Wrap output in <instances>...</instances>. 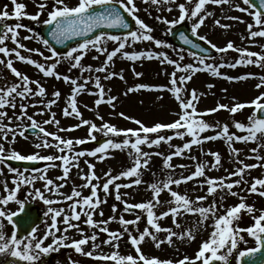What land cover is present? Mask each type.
<instances>
[{
	"label": "snow or ice",
	"instance_id": "snow-or-ice-1",
	"mask_svg": "<svg viewBox=\"0 0 264 264\" xmlns=\"http://www.w3.org/2000/svg\"><path fill=\"white\" fill-rule=\"evenodd\" d=\"M13 5L12 13H9L7 6L5 10L0 12V54L3 57L8 58L6 61V68L10 70L11 74L16 78V82L5 84L0 87V165H5L8 161H45L49 162L43 169L36 168L35 174L26 175L24 171H20L15 167H9L8 172L13 173L12 184L15 185L14 189H9L7 182L4 183V190L8 195L0 197V205H8L10 202L15 201L20 204L21 212L25 211V204L27 201H21L17 198V191L21 185H33L37 180L44 181L43 189L34 188L32 192L27 193L29 197L39 198L43 201L44 205H47V209L44 212V216L50 215L51 224L43 233L42 237H37L36 227H31L30 231L26 235L18 237V233L14 230L10 237L5 235L4 224L0 222V255H10L20 262H26V264H36L40 260L42 254H48L52 251L58 250L60 246L71 247L76 253L90 257L96 260L104 261L106 264H196L197 261H201L202 264H213L215 261L222 262V264H228V257L226 255L218 254L220 250L225 249L227 246V252L231 254L233 250L237 249L238 243L244 240V237L240 235L246 232L249 237L255 239L256 247L248 248L244 251H240L237 256V264H240V260L243 257H253L256 253L264 249V211H261L260 215L253 217L254 223L246 228L239 227L235 222L238 221L241 216L242 210H246L247 213H253L255 209L252 206H248L241 202L236 206L227 207L223 214H220V209L224 207V200L226 195L237 196V192L233 191V188L240 185H248V181L244 179L246 170L255 169L257 167L264 166L262 164H248L244 160L239 159V150L232 147L233 142H255L257 148L251 149V153L255 154L254 158L257 161H264V156L259 154L260 149H264V92L254 97L250 101L240 102L235 97L232 98V105L229 106L223 103H217L215 107L209 108L203 112L198 111L197 103L200 99V95L197 90L193 88L189 93L186 85L193 79V76L199 72H208L214 77H222L228 81H242L250 78H258L259 83L255 85L257 89L264 88V75L256 77L253 73H246L237 76L227 75L222 73L221 69L229 67L232 69L238 66L253 65L264 69V45H260L262 52L257 53L250 51L247 48H237L233 41L229 40L225 46L220 47L206 35H200L199 29L205 24L206 18L213 15L212 12L207 11L206 5L223 6L228 5L230 9L246 13L251 17V22L244 21L242 17L237 16H225V19L235 20L240 23H246L247 25V37L242 39H248L253 43H257L256 38H264V0H259V10H253L254 0H241V2H235V0H186V3H178L179 17L178 19L169 20L167 17L157 15L155 19L166 26L168 31H171L174 26L181 24L185 21H191L190 32L191 36L197 37L200 41L207 42L210 47L217 53H227L229 50L239 53V58H236L233 63L225 62L224 57H221L219 63L206 62L207 57L197 56L195 52L188 53L195 63H182L185 60L183 51L177 52L178 58L170 57L164 51H129L128 49L133 47L136 43L141 41H147L154 43L157 49L172 47L166 44L164 40L155 38L152 33L154 29L150 27L143 19L138 16L140 9L137 7L135 0H76L75 4H71L68 0H51V3L40 2L38 3V11L35 14L28 15V18L32 21L40 22L41 15L46 12L47 19L43 20L44 25L51 26V30L48 35L57 43L63 44L66 40H71L75 37L83 38L75 46L70 47L66 52L60 54L56 49L52 47L48 39L43 37H36L51 53L49 56H45L44 52L36 48H28L25 44L20 42L19 29L22 27L32 35L25 36L23 39L31 40L35 33L31 27L22 25L21 23L10 24L8 21L15 19L21 20L23 16L27 15L24 12L26 5L18 2V0H11ZM145 4L157 6V11L161 10L162 5L176 4L177 0H144ZM169 12L173 9L168 8ZM127 17V18H126ZM130 21L134 22L135 30L130 28ZM214 23L221 29H228L231 26L224 24L220 19H215ZM108 30H127L123 34H112ZM92 34V35H90ZM11 40L14 47H7L6 41ZM180 39L185 45H191L193 48L199 49L200 44L194 43L183 32L180 33ZM112 42L115 47L109 50L108 43ZM21 50L29 53H38L40 57H43L44 62H40L31 56H25ZM92 50L97 53L93 56V59H99L101 55L106 58L103 60L99 67L93 68L92 65H85L82 63L85 56ZM120 54L123 58L129 61H138L141 59H156L161 65H171L174 70L170 74V87L165 85L153 86L146 83H137L134 87H129L124 93L127 96L129 93L145 90H167L169 91L179 105V113L176 115L178 118L173 122H155L151 126H146L141 120L133 117L126 116L123 112L119 113L124 119L131 120L134 124L138 125V128L121 129L104 121V118L97 111L96 116L102 121L98 126L96 123L89 119H85L82 116L78 108V96L81 93L88 92L89 95L96 96L94 104L97 108L101 104L107 103L115 108L114 101L117 100L116 96L107 95L105 87L102 83L101 75H90L91 73H102L103 80H111L113 77L119 76L121 80L124 76L116 71H110L114 57ZM14 55L15 59L34 66L39 73H42L44 78L55 77L57 80H63L64 83L70 86V94L65 101V107L62 109V115L64 117H74L79 122L70 127L61 128L60 120L57 119V113L52 111V106L57 104V101L61 97V92L55 90L51 93L53 99H49L46 103L44 97L48 95L46 88L43 86L39 79L30 78L27 74L22 73L16 67H14L13 59L10 58ZM255 58V59H253ZM62 61H67L70 67L68 73L78 70L80 77L73 78L69 74H61L57 71L58 65ZM0 64H5L4 59H0ZM135 76L140 77L143 75L141 72H137L133 67L132 69ZM88 73L89 75H85ZM82 80V82H80ZM92 81L93 87L96 91H90L87 88L88 83ZM35 85V88L32 87ZM214 85L209 84L208 87L212 88ZM110 92V89L108 90ZM226 91V90H225ZM107 96V98H106ZM29 97H39L38 103L43 104L44 107L40 110L38 115H45V110L49 114V118L43 120V125L55 124L57 126V132H49L45 127L41 126V123L34 119V115H29L27 109L29 104L19 103L17 104V98H21L23 101ZM35 107L36 105H32ZM11 107L14 110L13 117H9L6 108ZM19 108V112L15 110ZM87 107V105H85ZM252 107L254 110L248 117V123L234 121L233 126L235 129L242 133L237 135L230 132L229 124L225 123L221 125L219 122L211 124L206 122L202 118L205 115L218 112L221 109L228 110L231 114H236L240 110ZM259 114V115H258ZM29 121L30 123L25 126L23 121ZM4 120H8V123H3ZM14 121H20L15 127H12ZM82 126H88V139L95 140L94 133L100 132L104 137H107L104 142L90 151H76L75 145L85 144V139H71L63 138L59 135V132H70L78 129ZM29 129L33 133L39 135L43 134V138L40 143H36L34 147L36 149H50L54 148L57 154L42 155L40 152L31 154H22L17 150L14 145L17 141V136L25 140L29 139ZM216 130L214 135L201 136L208 130ZM163 130H174V136L184 140L185 136L191 137L190 140L183 143L182 146H175V150L171 154H163L161 152L144 151L142 146L147 145L149 148L153 146H159L162 143H168L169 147H172L171 141L173 135L161 134ZM151 134H155V138ZM124 138L117 142L113 137ZM10 137V139H9ZM51 137L53 142H50L47 138ZM217 139H224L228 144L231 154L234 158V163L237 165L235 170L228 171V177H239V179L233 182L226 183L225 177L212 178L206 175L205 169L208 167L204 162H198L195 165V170L191 171L189 175L181 174L179 179H174L171 172L168 173L167 178L163 181H156L148 184V188L152 193L150 199L144 202L129 203L123 199L120 189L132 188L134 185L138 186L143 181L140 178L142 169H146L149 165L150 159L153 155L163 156L164 169H173L175 167L187 168V165L174 166L171 161L174 156H182L186 151H190L193 145H202L205 141H215ZM11 145V147H6ZM128 150V156L131 159V165L124 167L118 174L113 175L112 170L103 174L104 180L101 185V177L95 172V165L88 160L84 163L87 166V173L81 175L80 179L85 181L81 185H74L70 195L64 194L61 189L65 187V183L70 179V172L73 167L79 169V161L84 157H94L100 161H103L109 150ZM99 154V155H98ZM205 155H211L214 158V162L211 163L213 169L221 166V156L216 151L205 153ZM253 158L252 156L248 157ZM190 159L196 160L197 157L191 156ZM55 161H61V164H56ZM61 168L62 175L57 176L55 180L49 178L47 175L49 168ZM3 168H0V175H3ZM196 177H202L203 181L200 187L203 188L207 185L208 195L217 193V190L221 192L219 200L213 199L212 203L208 206H204L202 202L207 200V196H197L195 200L191 199L187 193L181 194L177 190H173L172 185L179 186L182 183L193 181ZM132 179L129 183H120L122 179ZM55 181H64V183H56ZM95 181V183H93ZM110 186L115 189V199L123 203V212H135L139 210L134 219H125L124 215L119 217L112 215L107 220H94L95 210L101 203L106 200H101L98 196V189L102 187L105 197L111 195ZM90 188V194L83 195L82 189ZM264 178H253L250 187H246V190L252 194H258L260 197H264ZM80 189V190H78ZM225 189L227 192L225 193ZM167 190L170 195V199L167 201L160 200V194ZM45 192L50 196L62 197V199H53L45 196ZM95 198V199H94ZM71 201L68 207L71 209V214H66L63 207H57L64 202ZM167 205V210L162 211L157 215L156 209L159 206L164 208ZM79 207L80 211H77ZM112 212H117V205L112 206ZM142 213H146V226L140 231L137 228L138 235H134L129 226H138L142 219ZM63 214V234L57 235L61 232V229L57 227V218ZM185 214L197 215L198 219L195 225L187 230L176 232L171 227H162L158 222L159 220L171 216L172 223L177 229H180L182 225L178 222V217ZM85 216L84 223L92 229H98L101 233H106L107 237L100 243H97L98 233L93 231L92 235H86L84 230L80 228L79 224H73L71 221H80L81 216ZM103 216V212H100ZM6 217L9 223L14 224H29L31 223V217L25 213L20 215L17 212L8 213L4 208H0V218ZM15 218V219H14ZM211 218L213 221L211 227L212 231L210 237L204 240L198 251L195 253V257L191 258L187 255L177 260L161 259L155 256H148L142 251V243L146 239L150 238L155 244L156 248H160L163 244L167 243L169 246L174 245V238L180 241H191L195 239L194 233L201 227H207L205 224ZM118 219L122 230L113 231L110 230L107 225ZM70 229H76L81 238L71 239L67 233ZM165 233L163 239L158 234ZM127 234L128 241L131 246L134 247L136 255H121L118 251L120 239ZM51 238V243L45 245V241ZM71 239V243L66 242ZM91 241L90 251H85V245H88ZM102 244H107L110 247L116 249L110 253H104L101 249ZM230 245V246H229ZM100 250V251H97ZM210 253V255H206Z\"/></svg>",
	"mask_w": 264,
	"mask_h": 264
},
{
	"label": "rangeland",
	"instance_id": "rangeland-1",
	"mask_svg": "<svg viewBox=\"0 0 264 264\" xmlns=\"http://www.w3.org/2000/svg\"><path fill=\"white\" fill-rule=\"evenodd\" d=\"M20 3H24L26 5V8L24 9V12L27 14L22 17L21 20L17 21L15 19H12L8 21L10 24L15 23H21L22 25L31 27L33 30H35V27H40L43 25L42 21L47 19L46 12L44 15H41L40 22L32 21L28 18V15L35 14L38 11V3L40 2H47L51 3V0H18ZM69 3L75 4L76 0H68ZM235 2H241V0H235ZM135 3L137 7L140 9L138 16L145 21L150 27L154 29L152 35L157 38L164 40L166 44H170L168 40V26L159 23L155 17L157 15H162L164 17H167V19H178L179 17V9H178V3H186V0H177L176 4H169V5H162L161 10L157 11V6L145 4L144 0H135ZM5 6H7V10L9 13H12L13 11V5L11 0H0V12H3L5 10ZM172 8L173 10L169 12L167 9ZM207 11H210L213 13L212 16L207 17L205 24L199 29L200 35H206L209 40H211L212 43L217 44L220 47H223L226 45V43L231 40L234 42L235 46L237 48H247L250 51H254L257 53L262 52V49L260 45H264V38H256L257 43H253L252 41L248 39H242L243 37H247V25L246 23H240L235 20H229L225 19V16H237L242 17L244 21L251 22V17L247 15L246 13H241L239 11H235L229 8L228 5L223 6H216V5H206ZM215 19H220L222 23L228 24L231 27L228 29H221L217 27L214 23ZM0 23H3V21H0ZM181 24H186L190 27L191 21H185ZM180 25V24H179ZM177 26V25H176ZM135 30V28H134ZM32 35V33H29L25 30L24 27L19 29V39L20 42L25 44L28 48H36L40 49L44 52L45 56L51 55L50 52H48L47 48L37 40L36 37H38L36 34L33 36V39L31 40H25L23 39L25 36ZM7 47L10 49L14 47L13 43L9 39L6 41ZM172 46V45H171ZM107 47L109 50H112L115 45L112 42H109ZM129 51H146V50H154V51H164L166 52L170 57L172 58H178L177 52L179 50L175 47H169V48H160L157 49L152 42L147 41H141L136 43L133 47L128 49ZM22 54L25 56H31L34 59H37L40 62L43 61V57H40L38 53H29L27 51L21 50ZM184 53V52H183ZM97 53L95 50H92L88 53L87 56H85L84 60L82 61L83 64L92 65L93 68L99 67L103 60L106 58L105 56L101 55L99 59H93V56H96ZM185 60L182 63H195L193 60V57L190 55L184 53ZM224 57L225 62L227 63H233L236 58H239V53L236 51L229 50L227 53H215V55L207 59L206 62L208 63H219L221 60V57ZM13 59L14 67H16L19 71L22 73L27 74L30 78L33 79H39L43 86L46 88V91L48 95H46L43 99L46 103L49 99H53L54 97L51 96V93L55 90H59L61 92V97L57 101V104L52 106V111L57 113V119L60 120V127L66 128L70 127L72 125L77 124L79 121L74 120L71 121L67 117H64L62 115V109L65 107V101L67 96L70 94V86L63 82V80H57L55 77L50 78H44L42 73H39L38 70L32 66L28 65L27 63L20 62L15 59L14 55L10 57ZM0 59L5 60V64H0V87L5 86V84L16 82V78L11 74L10 70L6 68V61L8 58L3 57V54H0ZM255 59V58H253ZM70 65L67 61H62L60 65H58L57 71L61 74H69L72 75L73 78L80 77V72L78 70H73L72 73H68V68ZM133 67L136 69L137 72L143 73L142 76L137 77L134 75L132 69ZM110 71H116L117 73H121L124 76V79L121 80L119 76L113 77L111 80H103L102 73H91L90 75H101L102 83L105 87L107 95L116 96L117 100L114 101L115 108L107 103L101 104L99 108H97L94 104L96 96L89 95V93L86 91L84 93H81L78 96V108L80 112L82 113L83 118L89 119L96 123L98 126L102 123L100 119L97 118L96 113L97 111L100 113V115L103 116L104 121L110 122L111 124L117 126L121 129H127V128H138V125L134 124L131 120L124 119L122 116L119 115V113L123 112L126 116L133 117L135 119L141 120L146 126H151L155 122H173L178 118L176 115L179 113V105L178 102L175 100L173 95L167 91V90H145L141 89L139 91L129 93L127 96L124 95V93L127 91L129 87H134L137 83H146L153 86H160L165 85L170 87V74L174 70L173 66L171 65H161L160 62L156 59L148 60V59H141L138 61H129L126 58H123L120 54L117 55V57H114L112 62V67L109 69ZM222 73H225L227 75L231 76H237L242 75L246 73H253L256 77L264 75V69L253 65H247V66H238L235 69L225 67L221 69ZM85 75H89L88 73H85ZM82 82V80L80 81ZM258 78H250L247 80L242 81H228L222 77H214L208 72H199L196 73L193 76V79L189 81L186 85L187 89L189 90V93L193 88L197 90V93L200 95V99L197 103V109L198 111H205L209 108L215 107L217 103H223L227 104L229 106L232 105L233 101L232 98L235 97L236 100L240 102H246L250 101L254 97L260 95L261 92H264V88L257 89L255 85L259 83ZM214 85L212 88H209L208 85ZM33 88H35V85H32ZM87 88L90 91H96L93 87V82L90 81L87 85ZM110 89V92L108 91ZM226 90V91H225ZM107 98V96H106ZM40 100L39 97H29L21 101V98H17V104L23 102L29 104V107L27 109V112L29 115H34V119H36L38 122L41 123V126L45 127L47 131L51 132H57V126L55 124L50 125H43V120L49 118V114L47 113V110H45V115H38L36 113H39L40 110L44 107L43 104L38 103ZM32 105H36L33 107ZM87 105V107H85ZM8 113L9 117H13L14 110L11 107H8L5 109ZM252 107H246L236 114H231L226 109H221L218 112L211 113L208 115H205L203 117H198L204 119L206 122L211 124H216V122H219L221 125L227 123L230 127V132L236 133L237 135L246 134L242 133L239 130L235 129L233 126L234 121H240L244 122L245 124L248 123V117L253 112ZM16 113L19 112V108L15 110ZM3 123H8V120H4ZM17 123H20V121H14L11 125L12 127H15ZM24 125L27 126L30 122L26 120L23 121ZM82 128L86 129L84 133L79 134L77 138H74L72 136L75 133L74 131L70 132H59L58 134L61 135L63 138H71V139H85L88 141H93L88 139V126H82ZM54 130V131H53ZM216 130H208L205 133H202L201 136L206 135H214ZM161 134L164 135H173L174 136V130H163ZM96 136V139L105 138L102 133L96 132L94 133ZM153 138H155V134H151ZM124 137H113L117 142L121 141ZM10 139V137H9ZM191 137L185 136L184 140H181L174 136L173 140L171 141L172 147H169L168 143H162L159 146H153L152 148H149L147 145L142 146L144 151H150V152H161L165 155L171 154L175 150V146H182L184 142L190 140ZM42 138L40 137H29L28 140H25L23 138H20L17 136V141L14 147L23 152H40L42 155H49V154H59L56 152L54 148L50 149H36L34 145L36 143H40ZM49 141L55 143L52 141V138L49 137ZM86 142V143H87ZM75 145V150L77 151H90L94 150L95 146L87 145ZM6 147H11V145H7ZM232 147L239 150V159L244 160L248 164H262L264 161H257L254 158L253 153H251V149L257 148V144L255 142H233ZM211 151H216L221 156V166L218 168L213 169L211 167V163L214 162V158L211 155H205V153H209ZM259 154L264 156V149H260ZM99 155V154H98ZM191 156L197 157L196 160L190 159ZM252 156L253 158L249 159L248 157ZM85 160H88L89 162L93 163L95 165V172L97 175L101 177V185L103 183L104 177L103 174L109 169L112 170V174H118L124 167L131 165V159L128 156V150L125 149L123 151L121 150H109L107 153L106 158L103 161L98 160L94 157H84L81 158L79 161L80 167L79 169L73 167L70 172V179L67 180L65 183V187L61 189V191L64 194L70 195L72 188L74 185H81L85 183V181L80 179V176L78 175V172L83 175L87 173L88 169L86 164L84 163ZM198 162H204L208 165V167L205 169L206 175L208 177L212 178H220L225 177L226 183L233 182L236 179H239V177H228V171L235 170L237 165L234 163L233 155L231 154V150L226 143L224 139H217L215 141H205L202 145H193L192 149L190 151H186L182 156H174L171 163L174 166L179 165H187V168H180L175 167L173 169H164L163 167V156H156L153 155L150 159L149 165L146 169H142L141 172V179L142 183L138 186L134 185L132 188L128 189H120L121 194H127L123 195V199L127 200L129 203H137V202H144L151 198L152 193L148 188V184L156 181H163L167 178V175L169 172L173 174L174 179H179L181 174L183 175H189L191 171L195 170V165ZM43 164L49 163L42 161ZM58 165L61 164V161H55ZM0 168H3V175H0V197H4L8 195L7 192L4 190V183L7 182L9 189H14L15 185L12 184V179L14 177L13 173L8 172V168L6 165H0ZM26 175H33L35 172H25ZM47 175L49 178H55L57 176L62 175V169L57 168H49ZM253 178H264V166L257 167L255 169L246 170L244 174V179H246L249 183L247 186L240 185L233 188V191L237 192L239 195L232 196V195H226V199L224 200V207L220 209V214H223L225 209L227 207L236 206L238 203L241 202V197H243V202L248 205L252 206L255 211L253 213H247L246 210H242L240 216L241 218L236 221L235 223L242 228H246L251 226L254 223L253 217L260 215L261 211H264V205L261 202V198L258 194H252L249 193L246 190V187H250V184L252 182ZM132 179L135 178H128L127 180L122 179L121 181H118L120 183H129ZM203 181L202 177H196L193 179V181H189L187 183H182L179 186L172 185L173 190L179 191L181 194L187 193V195L195 200L197 196H207V200L202 202L204 206H208L212 203L213 199L219 200V196L221 195V192L217 190V193L213 195H208L207 193V185H204L203 188L200 187L201 182ZM56 183H64V181H55ZM95 183V181H93ZM44 181L37 180L33 185H21L19 190L17 191V198L21 201H27V203H33L36 206L40 208L42 212L46 211L47 205L43 204V201L39 198L35 197H29L27 196V193L32 192L34 188H41L43 189ZM111 195H108L105 197V194L103 193L102 187L98 189V192H101L102 194V201L106 200V202L101 203L99 207L95 210L94 214V220L100 221V220H107L108 217L115 215L119 217L120 215H124L125 219H134L135 215L139 210H136L137 212L133 215L127 214L123 212V203L120 201H117L115 199V189L113 186H110ZM80 190V189H78ZM264 190V188L260 189ZM83 195H87L90 193V188H83L82 190ZM227 190L225 189V193ZM45 196L48 198L53 199H62V197H54L50 196L49 193L45 192ZM160 200L161 201H167L170 199L169 192L167 190L163 191L160 194ZM95 199V198H94ZM71 201L61 203L59 205H62L65 209L66 214H71V209L68 207ZM113 202V204H112ZM117 205V212H112V206ZM0 208H4L9 214L12 212L17 211L20 208V204L12 201L8 205H0ZM167 210V205H165L164 208H160L159 206L155 210L157 215H159L160 212ZM77 211H80L79 207H77ZM103 212V216L100 215V212ZM142 219L139 222L138 226H129L132 230L134 235H138L137 228L142 231L143 228L146 226V213H142ZM63 217V214L60 218ZM86 219L85 216H81L80 221H71L73 224H79L80 228H82L86 235H92L93 231L99 232L98 229H92L89 228L85 223L84 220ZM198 219L197 215L192 214H185L183 216L178 217V222L182 225L180 229H177L175 225L172 223V217L168 216L165 217L158 222L161 224L162 227H171L174 231L180 232L187 230L188 228L195 225L196 220ZM58 224L57 227L61 229V232H58L57 235L63 234L62 230L65 227L63 224V219L59 220L57 218ZM0 222L4 224V231L5 235L10 237L12 232L14 231V228L11 223L8 222L7 218H0ZM213 221L211 218L205 222L207 227H201L199 228L195 233V239L188 241H180L177 238H174L175 243L172 246H169L167 243L163 244L159 249L155 247V244L151 241L150 238L146 239L145 242L142 243V251L144 254L148 256H155L159 257L161 259H172L177 260L179 258H182L183 256L187 255L191 258L195 257V253L198 251L201 243L204 240H207L210 237V233L213 230L211 225ZM51 224L50 215L46 217V221L44 222V226L39 228L38 232L35 234L37 237H42L43 233L48 230L49 225ZM107 227L110 230L113 231H119L122 230L121 225L118 222V219L116 221H113L107 225ZM101 233V232H100ZM101 233L103 236V240L107 237V234ZM67 235L71 239L79 238L81 237L79 232L76 229H70L67 233ZM161 239L165 237V233L158 234ZM244 237L243 241H240L238 243L237 249L233 250L231 254L227 252V246L225 249L220 250L218 254L226 255L228 257V264H237V256L240 251H244L248 248H254L256 247L255 239L252 237H249L246 232L241 233ZM70 239V240H71ZM102 239H98L97 243H100ZM48 243H51V238H49L47 241H45V245L47 246ZM120 247L118 249L119 253L121 255H136L134 247L130 245L128 241V236L125 234L119 241ZM230 246V245H229ZM85 251H90L91 249V241L88 245H85ZM104 253H110L116 249L110 247L107 244H102L101 249ZM97 250V251H100ZM44 255L50 256V261L46 264H98V261L96 259L86 257L84 255H81L79 253L73 252L69 256H61L59 255V252L56 253L55 251H52L48 254H42L39 261L36 262V264H40V261L42 260ZM210 255V253L206 254ZM55 256V257H54ZM26 264V262H20L16 260L15 258L11 257L10 255H0V264ZM100 264V263H99ZM196 264H202L201 261H197ZM222 264V262H221Z\"/></svg>",
	"mask_w": 264,
	"mask_h": 264
},
{
	"label": "water",
	"instance_id": "water-1",
	"mask_svg": "<svg viewBox=\"0 0 264 264\" xmlns=\"http://www.w3.org/2000/svg\"><path fill=\"white\" fill-rule=\"evenodd\" d=\"M254 10H259V0H254ZM127 18V17H126ZM130 28L133 30L134 24L133 22L130 21ZM51 30V26L46 25L42 29L39 30L40 35L44 39H48L49 43L52 45L54 49L58 51V53L62 54L66 52L71 46L77 44L80 42L83 38L81 37H75L71 40H66L63 44H57L49 35L48 32ZM112 34H123L127 30H108ZM183 32L185 35L189 37V39L193 40L194 43L200 44V48L196 49L193 48L191 45H185L183 41L180 39V33ZM92 35V34H90ZM169 39L171 43H173L175 46H178L180 48H183L189 52H195L196 55L199 56H212L213 55V50L198 40L196 37L191 36L190 30L184 26H178L174 28L170 34H169ZM259 115V114H258ZM29 134H35L32 132L31 129L28 130ZM104 142V140H100L96 142V145H99L100 143ZM7 164L11 165L12 167L18 168L22 167L23 169H34L37 166L36 162H19V161H8ZM27 213L31 217V223L29 224H15L16 226V231L18 233V236H24L27 234V232L30 231L31 227H33L36 223V215L35 212L31 210L30 205L25 206V211L24 212H19L18 214L24 215ZM15 219V218H14ZM213 264H219L217 261L213 262ZM240 264H264V249H261L260 252L256 253L253 257H243L240 260Z\"/></svg>",
	"mask_w": 264,
	"mask_h": 264
},
{
	"label": "flooded vegetation",
	"instance_id": "flooded-vegetation-1",
	"mask_svg": "<svg viewBox=\"0 0 264 264\" xmlns=\"http://www.w3.org/2000/svg\"><path fill=\"white\" fill-rule=\"evenodd\" d=\"M65 250L69 251V248H67V249H65ZM48 259H49V258L46 257V258H45V261L48 260ZM42 264H44V263H42Z\"/></svg>",
	"mask_w": 264,
	"mask_h": 264
}]
</instances>
